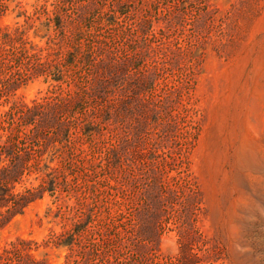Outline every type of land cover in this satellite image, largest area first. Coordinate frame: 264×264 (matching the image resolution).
<instances>
[{"label":"rangeland","instance_id":"obj_1","mask_svg":"<svg viewBox=\"0 0 264 264\" xmlns=\"http://www.w3.org/2000/svg\"><path fill=\"white\" fill-rule=\"evenodd\" d=\"M57 3L0 0V39L20 26L18 45L44 47L45 59L55 37L50 60L64 84L48 91L52 71L29 77L37 64L11 50L0 60H12L7 71L21 82L0 114L89 93L60 116L70 126L63 143L58 125H28L42 134L30 145L50 148L43 162L59 167L56 189L2 228L0 253L29 238L42 244L32 250L40 259L67 264L69 247L43 244L87 219L73 264H264V0ZM98 78L107 93L92 91ZM88 121L102 132L84 134ZM43 175H26L16 191Z\"/></svg>","mask_w":264,"mask_h":264},{"label":"trees","instance_id":"obj_2","mask_svg":"<svg viewBox=\"0 0 264 264\" xmlns=\"http://www.w3.org/2000/svg\"><path fill=\"white\" fill-rule=\"evenodd\" d=\"M60 1H69V0H57ZM57 3V5H59ZM57 18L61 20L59 14ZM62 22L59 21V26ZM145 27H142V29ZM6 28L5 32L2 34L0 39V57L2 55L9 53L11 50L17 51L18 48H22V54L26 56L27 59L33 60L37 64V68L29 66L30 72L39 74L50 70L53 73V79L58 83L52 84L48 91L54 92L58 88L64 86L61 83L63 77V71L61 69L53 70L52 60H50V51L55 49V37L49 38L46 50H49L48 55L45 59L42 57V51L44 47H37L36 45L32 46L31 49L26 48V43L24 42L21 45H18V42L23 40L25 31L22 27L18 26L14 29V33L8 31ZM146 28L143 29L145 32ZM2 27H0V33ZM19 36V37H18ZM25 41V40H23ZM17 46L8 48L7 45ZM16 48V49H15ZM8 51V52H5ZM5 52V53H4ZM81 56V52L78 53ZM91 54H82L80 59L84 61H90ZM0 61L3 64H0V99L3 98L5 93H8V90L16 89L20 84L21 80L16 79L12 80L9 74L8 68L12 66V60L4 57ZM77 60H70V63H75ZM36 67V66H35ZM99 79V78H98ZM61 81V82H60ZM4 84V85H3ZM6 85L7 90H6ZM92 91L95 95L105 94L108 89L101 79L93 82ZM143 89V86L140 88ZM87 94L85 96L81 92H75L70 97L59 98L55 96L54 100L51 101L50 96H44L41 101L35 100L34 104L29 105L27 103H18L12 107L9 111L4 114H0V164L2 167L0 169V231L2 228L10 222L16 215L24 212V209L30 205L32 202L36 201L39 198H42L46 190L55 192L56 186L54 180L59 171V167H52L47 162H43L44 154L49 149L44 148H34L30 145L31 140L34 138H41V132L36 130L33 132V129H28V125H32L37 121L38 118L43 119L44 124H53L59 126V134L57 136L60 142H64L67 138H64V134L69 131L70 126L64 124V120H60L65 111L79 110L82 108L87 99ZM80 112V111H78ZM77 121L81 119V116H77ZM102 127V124L96 123L93 121H88L83 124V133L94 137L102 131L99 128ZM32 129V130H31ZM67 137V136H66ZM58 140V139H57ZM53 148H56L57 144L55 143V138L51 140ZM55 143V144H54ZM118 145L110 147V152H117ZM50 161V160H49ZM44 174L42 183L39 186H26L22 190H17V183H22L26 175H31L32 173ZM48 184H51L48 187ZM87 219L80 220L73 224V227L68 232L62 233H52L50 238L45 240L44 246H49L54 244L57 246H67L70 249V255L68 256L67 264H73L72 253L75 250V241L76 237L82 235L87 229L88 224ZM42 244H39L37 241L29 238H18L15 242H12L11 247H6L2 253H0V264H49L46 258H39L38 255L32 250H38ZM83 257L89 255L87 251L83 250ZM48 253H44V256H47Z\"/></svg>","mask_w":264,"mask_h":264}]
</instances>
